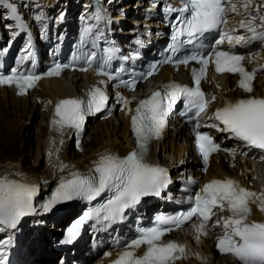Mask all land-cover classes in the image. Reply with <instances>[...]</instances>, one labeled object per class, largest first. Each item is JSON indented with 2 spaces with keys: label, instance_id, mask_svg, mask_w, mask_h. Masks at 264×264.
I'll return each mask as SVG.
<instances>
[{
  "label": "snow or ice",
  "instance_id": "obj_1",
  "mask_svg": "<svg viewBox=\"0 0 264 264\" xmlns=\"http://www.w3.org/2000/svg\"><path fill=\"white\" fill-rule=\"evenodd\" d=\"M252 5L253 0H181L180 7L168 5L164 8L166 18L168 14L174 13L175 19L172 23L170 55L159 63L174 62L177 66H187L195 61L200 64L201 67L191 70L193 86L167 83L161 86L162 90L140 100L131 117L136 148L124 156L105 152L93 161V166L86 173L73 172L70 178L61 179L54 193L41 206L43 211H50L57 204L73 200L86 201L88 205L83 215L67 230L63 243L75 240L80 235L81 228L89 221L102 223L107 228L115 222L125 220L126 212L135 210L146 197H160L172 183L167 169L149 162L148 151L149 142L160 137L178 102L183 104L181 115L192 123L195 144L205 163L213 153L221 151V145L209 131H201L202 127L227 133L230 138L241 141L248 147L264 151V97L249 95L235 101L227 100L223 107L216 109L213 116L209 117V120L218 123L202 125L200 122L209 106L201 81L206 78L210 63H214L217 73L238 74V86L247 93L254 90L253 81L257 72L264 71V68L249 71L244 64L245 56L237 51L254 41L264 46V15L258 16L264 12V7L256 5L254 13ZM7 7L10 10L8 18L15 22L17 29L12 31V39L21 33L27 34L28 25L16 6L8 3ZM236 15L245 17L237 25L239 29H245L248 35L238 34L237 28L228 27L229 16ZM35 19L42 21L44 17L37 15ZM92 20L95 23L86 24L84 35L95 41L104 37L100 22L108 24L111 20L101 11L94 13ZM8 27L12 29L11 25ZM210 34H216L218 38L211 47H205L202 41ZM223 45H227V48H222ZM92 47L96 48L97 45L93 43ZM6 51L7 49L0 50V56ZM24 51L27 59L31 60L33 54L30 41ZM118 51L116 47L110 46L100 49L99 55L94 50L80 53L86 65L81 70L86 71L95 64L98 75L106 76L108 80L119 79L125 68L121 65L115 72L109 70L112 61H127L135 57H117ZM69 66L57 64L46 75L58 76L64 67ZM155 70L156 65H151L146 74H141V78L153 75ZM41 78L35 73L13 68L9 75L0 74V84H15L19 94L23 95L35 87ZM106 83L107 81H100V84ZM120 83L135 88L137 81L133 77L131 80L121 79ZM108 99L104 89L94 87L86 99L60 100L55 106L52 123L62 132L70 128L80 130L89 115L107 107ZM216 99V96L211 97L213 101ZM122 103L128 108L129 101L126 98H122ZM128 111L131 112L132 109L128 108ZM223 150L234 152L233 149ZM37 191L35 185L10 180L7 176L0 177V230L15 229L22 217L37 211L34 206ZM98 198L100 202L93 205L92 202ZM188 200L190 206L187 210L175 214H158L148 226L138 223L134 238L125 242V250L113 264H175V261L184 257L185 248L176 241L162 243V238L193 217H199L201 223L197 227L196 237L199 240L200 235H207L205 226L216 215L214 209L223 212L226 206L232 214L218 217L213 224V227L223 229L216 247L223 253L235 256L240 264H264V222L249 220L252 214L250 205L258 204L260 210L264 211V192L251 191L231 178H224L205 184ZM11 243V237L0 242V264H8L5 249ZM142 246L145 250L142 255H138L137 251Z\"/></svg>",
  "mask_w": 264,
  "mask_h": 264
},
{
  "label": "bare ground",
  "instance_id": "obj_2",
  "mask_svg": "<svg viewBox=\"0 0 264 264\" xmlns=\"http://www.w3.org/2000/svg\"><path fill=\"white\" fill-rule=\"evenodd\" d=\"M77 1L81 3V7H76L75 10L77 11L75 12L72 6ZM138 1L101 0L106 11L115 21L114 25L119 21H124L122 27H126V31L124 32L126 35L130 34L128 29L143 25V21L137 18L139 14L136 9H144L146 2ZM260 1L264 3V0ZM83 2L89 3L90 0H40L41 7L38 6V8L50 10L65 5L67 6L65 10L72 14L68 15L67 19L74 23V17L80 11H86L87 9V6H83ZM136 2H138L137 8L130 5V3L134 4ZM261 6L264 7L263 5ZM125 7H131L133 12L128 16H121L119 10ZM255 7L256 5L252 7L253 11H255ZM73 12L75 13L73 14ZM241 19L238 17V20ZM151 25L152 27L150 26V28L154 32L157 29L155 23L153 22ZM114 29L120 33L118 29ZM169 76V68L164 67L154 80L155 82L166 80ZM177 77L185 80L182 70L177 73ZM93 79L92 74L65 73L61 78L39 82L31 93L25 96H18L16 91L10 87H0V177L7 176L10 180H18L35 185L38 190L35 196L36 202L41 199L40 194L44 193L46 189L45 182L50 181L49 185H47L48 187L56 180L51 185L55 186L62 178L70 177L71 173L85 171L91 167L93 161L97 160L105 152L123 156L134 148L129 128L130 117L124 113H118L115 118L94 122V133L90 137L88 136V138L84 137L83 139L85 140H82V144L78 148L69 139L68 135L61 137L51 127L54 103L59 98L81 93L82 82ZM219 79V84L223 85V90H219L218 85L212 81L210 75H207L205 79L209 95L216 96L219 104L224 105V102L227 100L247 96L240 90L235 89L237 76L223 75ZM256 84L259 89L258 92L264 95V80L258 79ZM142 86L147 87L148 83ZM35 116L39 117V120H34ZM30 117H32L36 130H30L31 134L26 138L23 135L22 126H29L28 119ZM182 135L185 142H181ZM152 153L154 159L165 168L168 167L170 169L173 167L176 169L182 164L187 163L190 160L191 147L186 129L168 130L164 137L155 143ZM30 158L35 161V166L41 163L44 165L41 172H37L34 167L32 168V166L29 167L25 164V161L30 160ZM219 159V156L209 158L205 165L206 170L204 169L202 179L223 176L222 174L224 173L237 175L241 168L246 170L249 167V164L244 161L243 163L238 162L237 166L228 168L222 160L221 162H216ZM17 173L22 175H17ZM174 177L176 176L174 175ZM260 180L263 179L260 178ZM257 183L258 187L262 186L261 183ZM36 206L40 208V205L37 203ZM74 213L75 210L64 217L42 218L41 221H44L46 227L59 231L58 228L64 226L73 217ZM225 213V211H219V214ZM252 219L264 221V211L255 207ZM35 229L38 235L41 232L45 233L44 228L40 225H37ZM201 245L203 247L202 253L204 254L202 259L206 262L195 261V258L192 257L190 260L184 259L179 264H235L233 260L214 251L210 245V240H201ZM191 250L194 251L193 248ZM206 255L210 256L206 258ZM36 263L55 264V260L53 258L42 257L40 261L37 259Z\"/></svg>",
  "mask_w": 264,
  "mask_h": 264
},
{
  "label": "rangeland",
  "instance_id": "obj_3",
  "mask_svg": "<svg viewBox=\"0 0 264 264\" xmlns=\"http://www.w3.org/2000/svg\"><path fill=\"white\" fill-rule=\"evenodd\" d=\"M8 3H12V4H14V5H16V6H20V7H24L25 5H29V6H31V5H35V2H28V0H26V1H24V0H0V30L2 31L1 32V34L4 36V35H6L7 34V32L4 30V26H3V23H7V22H9L8 20H6L5 18L3 19V16H4V14H5V12L6 11H8V7H7V5L6 4H8ZM37 6H40L41 7V5H40V2L38 3V5ZM66 7L67 6H62V7H58V8H54V9H50L52 12H56V10L57 11H64L65 9H66ZM76 7H81V3L79 2V1H77L73 6H72V9L73 10H75L76 9ZM62 9V10H61ZM77 10H75V12H76ZM75 12H73V14L75 13ZM142 24H144V22L142 23ZM152 23H149V25H151ZM32 101H33V99H32ZM34 120H39V117H34ZM28 125L29 126H26V127H24V126H22V131H23V135L27 138L28 137V135L29 134H31V132H30V130H32V131H35L36 130V127H35V124H34V122H32V117H30L29 119H28ZM95 123H96V121H95ZM94 122H91L90 124H89V127H88V129H87V131L85 132V135H84V137L85 138H88V136L90 137L93 133H94V130H95V128H94ZM120 125V124H119ZM83 140H85V139H83ZM181 142H183V139H181ZM25 164L27 165V166H32V168L34 167L35 168V171H37V172H41V170H42V167L44 166L42 163L41 164H36V166L34 165L35 164V161L32 159L31 160V158H30V160H26L25 161ZM18 165V164H17ZM235 170H236V168H235ZM45 182V181H44ZM49 182L50 181H47V182H45L46 184H44V185H46V189L44 190V193H46V191L48 190V189H50L52 186V184H54V182H56V180H54V182L50 185V186H48L47 187V185H49ZM264 184V183H263ZM44 193H42V194H40V197L41 196H43L44 195ZM37 204H39L40 205V200L39 201H37L36 202ZM203 261H205V260H203ZM225 263H227V262H225Z\"/></svg>",
  "mask_w": 264,
  "mask_h": 264
}]
</instances>
